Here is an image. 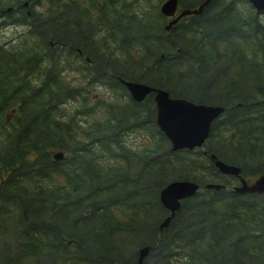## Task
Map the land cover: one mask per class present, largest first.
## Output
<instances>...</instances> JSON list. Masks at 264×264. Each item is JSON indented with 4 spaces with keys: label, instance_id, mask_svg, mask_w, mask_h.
<instances>
[{
    "label": "trees",
    "instance_id": "obj_1",
    "mask_svg": "<svg viewBox=\"0 0 264 264\" xmlns=\"http://www.w3.org/2000/svg\"><path fill=\"white\" fill-rule=\"evenodd\" d=\"M236 1L166 30L160 0H0V31L24 27L0 42V264H136L144 244L160 264H264V192L200 187L157 228L166 182L234 179L209 153L264 171V9ZM78 75L115 99L88 105ZM119 77L222 105L205 151L171 150L151 94L134 101Z\"/></svg>",
    "mask_w": 264,
    "mask_h": 264
},
{
    "label": "water",
    "instance_id": "obj_2",
    "mask_svg": "<svg viewBox=\"0 0 264 264\" xmlns=\"http://www.w3.org/2000/svg\"><path fill=\"white\" fill-rule=\"evenodd\" d=\"M256 10L264 8V0H248ZM176 0H163L159 9L164 14L171 15L176 8ZM205 1L195 8H181L176 16L168 20L164 25L167 29L176 19L184 14L199 13ZM128 91L130 97L135 101L142 100L151 93L154 103V122L158 129L169 141L171 150L178 148L191 149L202 146L206 139L211 121L223 110L219 104L194 102L184 97L170 96L168 91L162 87H156L143 81L118 78ZM205 151V150H203ZM54 158L61 157V151L52 153ZM209 159L216 169L226 175L237 178V184L231 187L234 192H264V171L259 172L252 180L247 181L240 174V167L233 163L225 162L214 153H209ZM198 183L191 179H172L166 182L158 191V200L168 210L161 219L158 229L165 227L169 219L179 208L180 200L193 195L198 189ZM205 188H219L223 184L218 182H206ZM152 245H141L137 249L136 264H142L143 257L148 253Z\"/></svg>",
    "mask_w": 264,
    "mask_h": 264
},
{
    "label": "rangeland",
    "instance_id": "obj_3",
    "mask_svg": "<svg viewBox=\"0 0 264 264\" xmlns=\"http://www.w3.org/2000/svg\"><path fill=\"white\" fill-rule=\"evenodd\" d=\"M155 2V0H144V2L142 3V7H143V10H148L150 9V3H153ZM179 6H181L179 4ZM235 6L237 7V10L241 12V15H246L248 14L249 12H252L254 11V8L252 6H250V3L247 2V0H237L236 1V4ZM162 18H160L161 20ZM165 18L164 20L162 19L161 23H164L165 22ZM24 27L21 26V25H16V26H6L5 29H2V31H0V42L1 41H8L10 40V42L13 44H16L18 43V38H20V36L18 34H20V32H22L24 29ZM74 74V72L72 71H68L64 74V76L66 77V79H69L71 78V75ZM72 79V78H71ZM76 80L77 83H79V85H81L84 89H82L81 93H86L87 97H86V101H87V104L88 105H91L93 102H94V99L96 97H100L102 98V100L108 102L109 100H114L115 98L113 97L112 95V92L108 89V87L106 88L105 86L101 85V84H95V85H87V83H84V78L81 77L80 75H78L77 79H74ZM117 98H118V95L116 94ZM124 99H125V96H124ZM119 102H122L123 99L122 97H120L118 99ZM70 104L67 103L65 105L66 109H69L70 108ZM94 109H97L96 107ZM136 138L133 137V136H128L127 137V140L128 141H133L135 140ZM127 141V142H128ZM256 174H253V175H249V176H245L248 180H251ZM234 179H231L229 182H228V185H233L235 183L238 182L237 178L232 176ZM195 181V180H194ZM202 190V189H200ZM127 246H128V243H127ZM138 246V245H137ZM137 246H133L131 249V251H135V249L137 248ZM137 254V253H136ZM145 258V264H160L158 261H156V258H155V255L152 252H149L148 254H146V256H144ZM143 258V259H144Z\"/></svg>",
    "mask_w": 264,
    "mask_h": 264
},
{
    "label": "flooded vegetation",
    "instance_id": "obj_4",
    "mask_svg": "<svg viewBox=\"0 0 264 264\" xmlns=\"http://www.w3.org/2000/svg\"><path fill=\"white\" fill-rule=\"evenodd\" d=\"M203 1H205V3L203 5H205L209 0H201L200 2L197 3V5H199L200 3H202ZM203 7V6H202Z\"/></svg>",
    "mask_w": 264,
    "mask_h": 264
}]
</instances>
